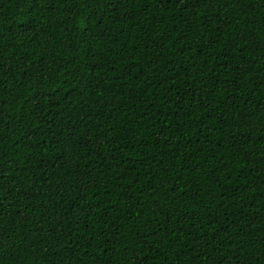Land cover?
I'll use <instances>...</instances> for the list:
<instances>
[{"label":"trees","instance_id":"16d2710c","mask_svg":"<svg viewBox=\"0 0 264 264\" xmlns=\"http://www.w3.org/2000/svg\"><path fill=\"white\" fill-rule=\"evenodd\" d=\"M0 264H264V0H0Z\"/></svg>","mask_w":264,"mask_h":264}]
</instances>
